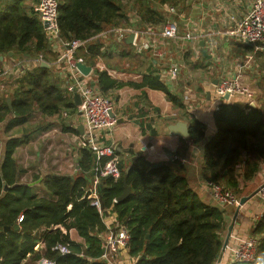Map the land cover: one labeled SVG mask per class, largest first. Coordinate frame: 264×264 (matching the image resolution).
I'll list each match as a JSON object with an SVG mask.
<instances>
[{"label":"trees","instance_id":"1","mask_svg":"<svg viewBox=\"0 0 264 264\" xmlns=\"http://www.w3.org/2000/svg\"><path fill=\"white\" fill-rule=\"evenodd\" d=\"M174 1L178 0H58L60 37L65 41L86 40L85 48H80L76 56L89 64L99 56L105 66L112 69L116 66L113 63L120 60H138L133 46L126 40L114 41L115 45L103 51V39L91 38L112 27L162 26L168 20L167 14L157 7ZM129 5L134 15L128 12ZM114 47L119 48L115 55ZM52 49L41 21L25 0H15L0 11V55L10 51L21 55L20 58L41 55L48 62L55 58L48 56ZM156 63L153 58L147 60L139 83L118 81L107 70L97 68L89 77V83L104 95L125 84L160 90L174 107L184 109L181 93L171 90L161 80ZM128 66H132L131 63ZM64 83L53 67L38 65L25 70L0 92V123H5L4 133L11 132L3 152L0 151V264H32L41 256L54 260L55 264H106L99 256L107 233L101 236L107 229L103 222L107 212H113L119 228L129 233L127 247L120 256L121 264L123 254L131 264H215L226 230L225 213L219 206L201 201L191 190L185 163L173 160L152 167L153 163L143 156L134 157L126 165L119 162L120 177H100L96 185L103 209L101 214L87 198L95 174V155L85 147L78 149L77 175L49 173L40 180L41 191L46 196L35 191L33 185L19 180L25 170L17 165L14 153L26 140L22 134L25 135L32 112L37 109L51 116L65 109L76 113L77 107L63 87ZM212 117L215 130L208 140L202 122L190 113L183 117L188 122L191 143H203L201 175L240 193L241 182L252 179L264 161V110L221 100ZM64 130L78 134L76 128L66 126ZM15 132H22L21 137L12 135ZM184 141L180 139L181 146L174 155L186 159ZM127 167L126 181L133 192L116 202L123 191ZM20 215L22 219L18 221ZM15 224H18L17 229ZM71 229L82 242L71 238ZM252 232L259 236L257 260L231 261L230 264H264V211ZM39 241L43 242V248L37 250L35 246ZM56 243L68 244L70 252L60 255L52 251Z\"/></svg>","mask_w":264,"mask_h":264},{"label":"crops","instance_id":"2","mask_svg":"<svg viewBox=\"0 0 264 264\" xmlns=\"http://www.w3.org/2000/svg\"><path fill=\"white\" fill-rule=\"evenodd\" d=\"M14 1L15 0H0V11L5 10L7 6L9 4L14 3ZM202 1L203 2H201L200 5L202 9L204 6L207 8L208 6L210 7L212 6L211 7L212 10L218 11L216 12L217 15H214L212 13V16H210V20L212 21L209 22L214 23L212 30L204 32L201 35L202 37L200 36L199 39L195 41L198 44V47L200 48V55H199L200 60L205 61L204 64L206 65V68H211L212 64L214 63V60L216 59L211 53H207L206 51H204V47L207 46L208 44L210 46L213 45L215 46V43L217 42L218 44H220L219 41H221L222 44H226V41L231 43L232 41L235 42L238 41L235 37L225 32L226 28H228V25L231 24V22H229V24L227 23L228 21L227 15H234L236 19L241 18L247 13L249 9V4L245 0H229L230 3H232V5L230 6L228 5L226 7V9H228L229 12L224 14H219L221 13V9L224 7L225 3L228 4V1L225 0H215V1L212 0L211 2L210 0H202ZM25 4L27 6H31L34 8L36 3H34L32 0H25ZM27 12L30 14L29 10ZM209 15L210 13L206 12L204 13L203 17L205 16V18L207 19V16ZM221 15L222 18L220 19V21H218ZM203 22L204 21H202V23ZM217 24H219L218 27ZM127 28H133V27H127ZM195 30L200 32L202 31L198 26L195 28ZM106 31L107 29L103 30L102 32L96 34V36L91 39L99 37L103 39V43H106V40L108 41L109 39H111L113 40L112 46L115 45L114 44L115 42L120 43L123 40H126L127 42V38L117 41L112 33H107ZM180 34L182 33L180 32ZM143 40L144 39L142 36H136L135 38L134 37L132 38L131 43L128 42L127 43L133 46V50L136 54L146 53L155 56L153 57V59L154 61L157 62L156 65L158 67V62L160 60L157 58V51L155 49L154 50L146 49L137 52L136 46L139 45ZM201 42L203 43L201 44ZM104 45L106 46V44ZM242 45L244 46V48L240 54L234 48L229 47L231 49L228 52L230 58H224V62L221 65L217 64L220 65V67L217 70L218 74L214 76L213 79H211L209 87L207 86L208 82L206 80H203L198 84L197 90L199 91H192L190 89L191 81L186 77V74L183 73L182 69L180 70L182 74L179 76H178L179 74L178 71L177 78L174 80V85H170V89L173 91L178 90L179 94L181 93L180 95H182V97L184 93L190 95L191 98L189 101H185L182 98V101L185 106L184 109H179L177 107H174V105L169 100H167L165 93L160 90L150 89L148 87L136 88L128 84L110 90V92H108L106 95H109L113 98V102H114L113 112L117 117V122L114 126H112L111 128L105 131L103 138L107 144L113 146L115 150V154L118 158V165L119 162L121 161L123 162L124 165H126L130 163L134 157L137 156H143L150 163L174 162L171 158L174 154H176V151L181 146L180 143L181 138L178 137L177 135L170 133V131L168 130V126L179 120L188 123L187 120L183 118L185 116V113L188 114L190 113V115L194 116L197 120H199L204 124L205 139L208 140V138L214 134V130H215L212 113L213 110L217 107V105L221 101L218 100L215 97V95L212 93V87L213 85L217 84L223 77H231V78L236 77L238 79L240 78L241 81H243L242 75L250 76L249 75L250 73L252 75V80H253V90L255 91V93H257V91L259 90L263 94L262 97L256 95V97L252 101H249L247 98L243 96L232 95L229 97L228 101L237 104L241 107H245L246 104H249L252 107H257L264 110V91H262V89L264 90V49H256L255 45H246V44H242ZM105 46L103 47V51L107 49V46L106 48ZM118 50L119 48H115V47L113 48L114 53H118ZM248 51H250V53H252L253 56L252 58L251 54L249 55V57L252 58L251 63H250L251 59L249 60V57H247L249 53ZM59 53H60V47L53 44V49L48 53V56L55 58L52 61H48V62L50 63V67H53L54 70L57 67L53 64V62L55 61ZM202 53L206 56V59L203 58L205 56H203ZM20 57L21 55H19L18 53L14 54L13 52L11 55H9V52L7 54L0 55V69L8 65H11V63H13L15 60L28 58V57L25 58H20ZM246 57L248 58L249 61L243 60V58ZM146 62H147L146 60L145 61L142 60L137 65V70L135 71L134 70L122 71V70L107 68L105 64L102 62L101 58L98 56L97 59L95 58L93 64L84 62L86 65H89L92 68L91 73L87 75L86 80L88 83L90 82L89 77H92L94 69L95 68L98 69L100 63L106 68L105 70H107L108 74L112 78L118 81H122L124 83H139L142 81L143 71L146 68ZM171 64L173 63H169L167 67L170 66ZM177 66L179 67L178 64ZM247 67H250L251 70H249ZM185 68L187 69V67ZM55 71L65 82L63 84V87L65 88L66 80H64L65 78L63 77V73L60 71L58 72L57 69ZM6 84H7V79L0 80V92H2V90L4 91L6 90V86H5ZM255 85L259 86L261 90L259 88L256 89ZM73 115L75 117H73ZM65 121H66V125L64 127L67 126L72 128H76V125L82 122L78 107L76 113L70 115V118H68ZM141 121L143 124H140ZM4 125L5 123H0V130L4 128ZM146 125H149V127H147ZM152 130H154L155 132L154 134H152ZM66 132L75 135L76 138L77 136L80 135L79 133L75 134L70 131H66ZM8 137L9 136H7L6 139ZM183 139H185L184 142L187 143V148L185 150L186 153L185 169H186V178L189 187L191 188L192 191H194L197 194L199 199L204 203L217 205L211 199L209 190L205 185L206 179H204L201 175V166H202L201 147L203 143L199 145L198 144L193 145L189 140V137ZM79 147L81 146H79L78 144L76 146V150L73 155L75 173L70 174L73 176L77 175L79 172L78 171V160L80 158L78 153ZM16 152L17 151H15L14 156H16ZM16 163L17 165L19 164L17 160ZM19 167L25 170L24 168L25 165ZM26 171L28 172V170H25L21 173L19 177L20 181H21V176L24 175ZM35 172L36 173L33 175L31 182L28 184L33 185L35 191H38L40 195L46 196V194L42 193L41 191L42 186L40 184V180L49 173H58V172H53L50 171L49 169L46 170L45 173H43L40 170V168L39 169L36 168ZM93 181L91 186L93 185ZM263 181H264V161L260 163L259 169L255 173L254 177L245 182L246 184L245 188H247V190L249 191L241 195H247L248 193H251ZM241 195L240 196L238 195V197H241ZM68 208H70V206ZM221 209L224 210L225 219H226V230L223 233V240L227 233V227L230 225V223L232 224L231 232L227 241V244L229 245H232L234 241L231 235H239L241 237L247 235H254L252 232L255 225L254 216L263 211L260 201L255 196L249 199L241 207L234 221L232 220V216L235 210L234 207L227 206ZM114 217L115 215L113 212L104 213L103 222L107 228L110 229L119 228ZM60 228L63 229V227ZM106 232H108V229H106V231H104L101 234V236H103L104 233ZM70 236L73 240L77 242H82V238L77 235L74 229L70 230ZM36 245L39 247L37 248V250L43 248L42 241H39ZM222 253H220V256L216 260V262H218V264H230L231 261H230L229 253L227 251L225 252L223 251ZM122 256L124 261V263L122 264H131V260L129 261V259L124 258V254Z\"/></svg>","mask_w":264,"mask_h":264},{"label":"built area","instance_id":"3","mask_svg":"<svg viewBox=\"0 0 264 264\" xmlns=\"http://www.w3.org/2000/svg\"><path fill=\"white\" fill-rule=\"evenodd\" d=\"M249 9L241 18L236 19L234 15H227V23L231 22L225 32L235 37L239 42L246 45H255L256 49H264V0H250L248 2ZM34 11L39 20L43 24L47 40L60 47V53L56 57L53 64L57 67V71L63 73L66 80V90L71 96L75 92L79 93L81 102L77 106L80 111L81 121L84 126L82 135L77 136L79 146L85 147L95 155V163L93 170L95 172L93 185L87 198L90 204L101 214L103 209L100 205L99 197L96 190V184L100 177L111 176L114 179L120 177L121 172L118 166V158L112 145L107 144L104 140V133L107 129L114 126L117 117L113 112L114 102L111 96L104 95L90 83L87 82V76L80 73L76 68V62H83L81 57L76 56V52L80 48H85L87 41L81 39H72L65 41L60 37L58 26V0H38L34 6ZM167 21L160 27H147L146 29H133L123 27H112L107 29V33H112L117 41L126 39L130 33L133 37L142 36L143 41L136 46L137 52L142 50L155 49L157 58L164 60L166 53L158 49L157 42L163 39L182 40L187 42H195L199 39L200 33L197 30L186 31L180 34L179 24L170 17L177 15L174 6L165 7ZM157 39V40H156ZM42 56L15 60L11 65L0 69V80H15L21 76L25 70L32 69L40 65ZM99 70L106 69L99 63ZM179 68L176 64L159 70L161 80L169 87L173 85L177 78ZM212 93L218 100H223L225 95H239L252 101L255 98L254 91L247 85H244L239 78L223 77L217 84L213 85ZM185 101L190 100V95L184 93L182 97ZM113 112V114H112ZM63 116H69L68 111L62 112ZM105 159V160H103ZM172 160L185 163L186 159L177 155H173ZM206 187L209 190L211 199L217 206L224 208L231 206L236 208L239 204V198L231 189L225 188L222 184L206 180ZM255 197L258 198L264 211V181L260 184ZM263 211L254 216L256 224L262 218ZM22 219L20 215L18 221ZM108 232L104 237L101 246V254L99 259L106 264H121L120 256L122 250L127 247L129 241L128 231L121 227L118 229L107 228ZM234 239L233 244H226L224 252L229 253L230 261L252 262L257 260V245L259 241L258 235H247L241 237L239 235H231ZM52 251L60 255L70 252L68 244L56 243L52 246ZM223 254V253H222ZM32 264H55V261L41 256Z\"/></svg>","mask_w":264,"mask_h":264},{"label":"rangeland","instance_id":"4","mask_svg":"<svg viewBox=\"0 0 264 264\" xmlns=\"http://www.w3.org/2000/svg\"><path fill=\"white\" fill-rule=\"evenodd\" d=\"M212 0H210L211 2ZM215 1V0H213ZM228 4L225 3L224 7L221 9V13L224 14L229 12L226 7L229 5H232L229 0ZM247 2H250V0H245ZM201 2L202 0H178L174 2H168L165 3L163 6L157 7L159 10L163 11L165 14L166 10L165 7L174 6L177 10V15H174V17H170L173 20H175L180 27L179 32L185 33L186 31H194L195 28L198 26L202 30L200 33V36L209 30H212L214 23L209 22L210 16H212V13L214 15H217L215 10H212L210 6L201 8ZM130 5L127 7L128 12L134 15V12L129 10ZM210 13L209 16H207V19L205 16L203 17L204 13ZM169 16V14L166 15V17ZM222 18L219 17L218 21ZM202 21H204L202 23ZM212 23V24H211ZM219 24H217L218 27ZM146 29V28H145ZM194 29V30H193ZM222 31V30H221ZM224 31V30H223ZM202 37V36H201ZM109 38V37H108ZM225 39V38H224ZM106 40V39H105ZM161 42H157L158 49L163 50L166 53L165 59L160 60L158 62V69L165 68L169 63L178 64L179 65V75L182 73L180 70H183V73L186 74V77L191 81L190 89L192 91H199L197 90L198 84L206 80L208 82L207 86H210L211 79L214 78L218 74L217 70L220 67V65L224 62V58H230L228 55L230 48H234L239 52V54L242 52L244 46L238 42V41H232L227 42L226 44H222L221 41L220 44L215 43V46H210L209 44L204 47V51L207 53H211L216 60H214V63L212 64L211 68H206V65L204 64L205 61L200 60V48L198 47L196 42H187L182 40H172V39H163L160 40ZM113 43V40L109 39L106 40V46L109 47ZM230 47V48H229ZM247 57L252 53L248 51ZM114 55L117 53H113ZM143 54V55H142ZM136 54L138 55V60L135 61L132 59H123L120 60L117 63H113L116 66H112V69L115 70H122L126 68H135L130 69L137 70V65L142 60H148L150 58H153L152 54ZM135 55V54H134ZM148 55V56H147ZM254 55V54H253ZM243 58V60H248V58ZM253 58V56H252ZM252 58L249 57L250 63L252 61ZM248 60V61H249ZM131 63L132 66H128V64ZM249 63V65H250ZM220 64V65H217ZM183 66V67H182ZM187 67V69L185 68ZM195 67V68H194ZM249 70L250 67H247ZM56 70V69H55ZM122 71H128L122 70ZM248 71V70H247ZM249 72V71H248ZM58 75V74H57ZM251 76L242 75L243 81L242 83L244 85H247L252 91L253 90V80L252 75ZM59 76V75H58ZM12 77H9L7 79V87L13 84ZM60 79H62L59 76ZM174 85V83H173ZM256 86V85H255ZM256 89L260 87L256 86ZM209 90V88H208ZM261 90V89H260ZM262 91H264L262 89ZM198 93V92H197ZM255 97L260 96L262 97V93L258 90L257 93H255ZM113 99V98H112ZM65 109H61L58 113L48 116L42 114L39 110L35 109L31 117L29 119V125L26 128L25 135L22 134V132H15L14 136L21 137L26 139L18 146V149L16 150V160L19 162V166L25 165L26 173L21 176V182L23 183H30L33 175L36 173V168L39 169L45 173L46 170L58 172L62 174H74V162H73V155L76 150V146L78 145V142L76 141V136L72 135L69 132H66L63 130L64 123L66 122L68 118H70V115L72 113H69V116H63L62 112H64ZM68 111V110H66ZM69 112V111H68ZM67 117V119H66ZM73 117H75L73 115ZM40 126H44L43 128ZM63 127V128H62ZM11 132L4 133L3 128L0 130V151H3L4 143L6 140V137L9 136ZM29 133V134H28ZM36 163V166H35ZM245 183L243 182L242 185H240V193H237V196L246 193L247 188H245ZM249 194V193H248ZM242 196V195H241ZM74 238V237H73ZM36 249L39 248L37 245L35 247ZM41 254L43 255V251H41ZM27 262L30 263L29 259Z\"/></svg>","mask_w":264,"mask_h":264},{"label":"water","instance_id":"5","mask_svg":"<svg viewBox=\"0 0 264 264\" xmlns=\"http://www.w3.org/2000/svg\"><path fill=\"white\" fill-rule=\"evenodd\" d=\"M43 27H46L47 26V22L44 21L43 24H42ZM133 38V34H130L129 37H127V42L128 43H131V40ZM203 42H201L202 44ZM12 52L10 51L9 52V55H11ZM40 66H44V67H50V63H48L47 61L45 60H42L41 63H40ZM76 68L80 71L81 74L87 76L91 73V66L89 65H86L84 62H76L75 64ZM215 83V82H214ZM208 96H209V93H208ZM224 99L225 100H228L229 99V95H225L224 96ZM73 102L75 104V106H78L81 102V99H80V95L79 93L75 92L73 94ZM7 103L10 105V98H7ZM113 114V112H112ZM76 130L78 131V133L80 135L83 134L84 132V126H83V123L80 122L76 125ZM168 130L170 131V133L174 134V135H177L178 137L180 138H187L189 137V130H188V124L185 122V121H176L172 124H170L168 126ZM161 165L160 162H157V163H153L152 164V167H157ZM128 170L129 168L127 167L126 168V171L123 175V191L122 193L116 198V202H120L122 200H124L127 196H129L130 194H132V189L131 187L127 184V181H126V178H127V173H128ZM261 185H259L254 191H252L251 193L247 194V195H242L240 198H239V204L238 206L235 208L234 210V213H233V216H232V220L234 221L239 213V210L241 209V207L249 200L251 199L252 197H254L257 193V191L259 190ZM4 189L6 190L7 189V186L4 187ZM231 227H232V224L230 223V225L227 227V233L225 235V238L222 242V246H221V251L220 253H222L225 249V246L227 244V241H228V238H229V235H230V232H231ZM14 228L17 229L18 228V224H15L14 225ZM5 229V228H4ZM7 229V228H6ZM219 258V257H218ZM215 264H218V262H216Z\"/></svg>","mask_w":264,"mask_h":264}]
</instances>
